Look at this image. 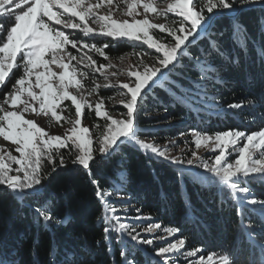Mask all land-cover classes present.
Returning a JSON list of instances; mask_svg holds the SVG:
<instances>
[{
	"label": "snow or ice",
	"instance_id": "obj_1",
	"mask_svg": "<svg viewBox=\"0 0 264 264\" xmlns=\"http://www.w3.org/2000/svg\"><path fill=\"white\" fill-rule=\"evenodd\" d=\"M121 2L126 5L122 14L131 17V22L113 18ZM115 4L116 7H113L114 0H96L95 3L91 0H0V137L11 141L14 151L19 154L13 155L11 151L0 154V188L18 201L40 197L51 172H56L57 167H67L66 160L91 175L90 164L97 159L95 153L105 158L121 144L128 143L145 154L181 167L183 171L189 170L184 168L185 164L203 169L209 183H218L229 190L231 198L238 202V215H243L245 204H264V200L249 198L251 189L248 186L253 181L264 183V127L251 132L230 128L214 134L192 129L196 149L205 147L216 154L204 159L192 151L191 158L183 159L170 156L168 146L161 147L155 140L142 139L138 123L142 106L153 93L154 86L166 79V74L172 73L185 55V49L198 35L208 33L216 15L225 12L234 14L238 7L254 4L264 7V0H170L163 8L157 6L154 0H115ZM101 8H106L107 12L101 14ZM141 8L142 12L139 11ZM150 13L165 18L172 13L179 19L171 23H154L149 18ZM137 16L143 18L137 19ZM90 21L98 27L90 26ZM69 29L87 38L126 39L134 48L146 45L154 52L134 51L138 63L129 65L126 73L107 72L106 69L115 65L98 63L93 54L109 60L105 49L111 46V41L100 45L90 43L79 35L65 31ZM154 29L166 34V38H154L150 34ZM69 45L79 56L68 50ZM212 47H215L214 43ZM207 55L206 51L204 56ZM204 56H191L192 66L185 69L195 71L199 67L197 76L200 79L193 82L194 87L210 82L209 73L215 72ZM145 57H151L152 63L146 62ZM52 66L59 71L53 70ZM84 69L93 74L99 73L105 81L101 85L93 78L94 87L87 90V96L101 87H119L122 90L120 95L124 97L119 103L126 112L116 117L102 111L103 98L94 106L87 100L83 81L89 78V72ZM124 74L128 78L126 81L111 82L110 77ZM168 87L174 103L191 104L201 95L207 96L206 92H198L193 97L191 89H183L175 80L169 81ZM259 99L264 101V96ZM64 101L74 105V119L60 114L64 111L61 107ZM256 102L249 99L247 104L241 101L227 107L242 109ZM85 107L94 108L96 117L105 121L104 131L97 137V147H93L89 127L81 126L84 117L82 109ZM143 111L145 116L149 115L146 108ZM164 111L167 112L166 107ZM28 113L32 117L54 118L57 125L62 127L66 122L70 127L62 134H52L35 118L27 117ZM170 144L176 146V141H170ZM61 150H67V157ZM233 153L235 158L230 159ZM46 165L51 166L50 172L45 171ZM91 183L96 186L97 198L102 201L105 210L112 213L111 217L103 218L104 222L115 221L112 227L103 228L105 239H110L113 231L118 235L126 234L132 242L142 245L151 246L155 239H163L141 238V231L153 233L161 228V223H151V215H139V208L134 219L149 221L147 226L138 231L137 226L121 222L118 209L106 199L112 193L103 190L96 179H92ZM46 203V200L42 201L33 211L38 219L51 222L53 216L44 206ZM128 210L127 206L123 208L125 212ZM163 231L168 237H174L181 229L168 226ZM186 242V237L181 236L166 246L156 248L155 256L160 258L158 264H177L171 259L172 255L185 256L188 258L186 264H232L227 255L218 259L215 253L205 256L201 247L186 248ZM119 255L123 264H135L134 260L128 259L125 251L121 250ZM0 264H5V261L0 260Z\"/></svg>",
	"mask_w": 264,
	"mask_h": 264
},
{
	"label": "trees",
	"instance_id": "obj_2",
	"mask_svg": "<svg viewBox=\"0 0 264 264\" xmlns=\"http://www.w3.org/2000/svg\"><path fill=\"white\" fill-rule=\"evenodd\" d=\"M98 45L111 41L105 52L111 57L141 50L125 40L112 41L107 37L88 38ZM215 47H212V44ZM216 49H219L217 51ZM209 55L204 56L205 52ZM204 56L214 73L210 82H202L192 66L190 57ZM18 75V74H16ZM175 80L183 89H191V96L206 92L193 103H174L168 82ZM103 95L110 90H101ZM264 7L254 4L238 7L233 13L215 16L208 33H201L185 49V55L173 69L154 86L138 116L140 136L160 138L191 134V130L214 134L227 129L247 132L264 127ZM249 99L257 101L242 109L227 105ZM167 108V112L164 108ZM148 110L145 116L143 109ZM90 124H95L94 113L85 112ZM67 157V150H61ZM90 164L91 175L66 160L67 167L51 172L40 197L18 201L0 188V260L5 264H123L119 252L125 251L135 264H158L155 243L136 244L126 234L111 233L105 239L104 227L115 221L104 222L112 213L105 210L97 198L96 179L103 190L112 193L106 199L118 209L117 215L128 207L129 216L153 218L151 223L161 227L175 226L177 234L186 237V247H201L205 255H227L241 264H260L264 260V204L243 206L238 215V202L229 190L218 183H209L204 172L193 168L183 171L162 158L145 154L133 144H121L105 158ZM46 165L45 171L50 172ZM251 197L264 200V183L250 182ZM52 214L51 222L38 219L34 208L42 201ZM63 221L58 223L57 221ZM123 219L121 222H125ZM149 221H139L146 224ZM140 231V229H137ZM141 232V238H148ZM149 239V238H148ZM122 241V242H121Z\"/></svg>",
	"mask_w": 264,
	"mask_h": 264
},
{
	"label": "rangeland",
	"instance_id": "obj_3",
	"mask_svg": "<svg viewBox=\"0 0 264 264\" xmlns=\"http://www.w3.org/2000/svg\"><path fill=\"white\" fill-rule=\"evenodd\" d=\"M91 2L95 3L96 0H91ZM145 2H146V0H145ZM168 2H170V0H154V3L161 8L165 7ZM113 7H116L115 0H114ZM125 7H126V5L123 2H121L119 4V9L114 13L113 18L118 19V20L128 19L131 22V19H132L131 17H126L122 14V10ZM99 11L101 14H105L107 12V9L101 8ZM139 11L142 12L143 11L142 8L139 9ZM148 15H149L150 20L154 23H171L173 20L179 19L178 17H176L172 13H169L167 18L162 17V16H157L154 13H150ZM136 18L142 19L143 17L137 16ZM89 23H90V26H92V27H98V25L91 24V21ZM57 27H60V26H57ZM65 31L73 33V35H79L84 40H87L88 42H90V40H88L87 37H82V33L74 32V30H70V29L65 30ZM150 34H152L154 36V38H157V39L162 40V39L166 38V34L160 33L158 29L151 30ZM98 37L101 38V36H98ZM144 46L145 47L142 48L141 50H134V51H147L149 53L154 52V50L148 49L146 45H144ZM68 50L71 51L73 54L79 56V53H77L76 50L71 49L70 45L68 46ZM134 51L124 53L118 57H111L110 55H108L109 60H104L102 57L96 56L95 54H93V58L96 59L98 63L108 64L110 62L111 64L115 65V67H113V68L106 69L105 71H107V72L115 71L117 73H120L121 71H124L126 73V70L128 69L129 65L138 63L136 56L133 55ZM145 60L148 63H152L151 57H145ZM73 63H75V61H73ZM52 67H53V70L59 71V69H57L56 66H52ZM84 71L89 72V78L87 80L83 81V83L85 84V88H86V91L84 94L87 97V100L93 106L101 98H103L104 104L102 107V111H107L110 115H113L116 117H119L122 113L126 112V109L123 107V105H121L119 103V101L122 98H124L120 95V92L122 90L119 89V87H116V88H103V87H101L100 89H98V91L96 93L92 94L91 96H87V90L94 87V84H92L93 78L95 79L96 83H99L101 85L104 84L105 81L99 73L93 74L88 69H84ZM16 74L19 75L18 72ZM127 79L128 78H127L126 74L118 75L116 77H110V80L113 83H115L117 80L126 81ZM9 87H10V85H9ZM103 89L110 90V94L103 95L101 93V90H103ZM72 91H74V90H72ZM61 107L64 108V111H62L60 113L62 116H68L72 119L75 118V107H74V105L71 104L70 101H64L63 104L61 105ZM86 111H88L89 113H94V115H95L94 108L92 110L88 109L87 107L82 109V112L84 113V117H82L81 126L89 127V130H90V133H91L92 139H93V147H97L98 146L97 137H99L102 134V132L104 131L105 121L103 118H97L95 115V117L97 118L96 123L90 124V122L86 119V116H85ZM26 116L32 117V114L28 113V114H26ZM32 118H35L40 126L45 127V129L48 130L52 134H62L65 130H67L68 127H70V125L66 122L63 123L62 127L57 125L54 118H52V119H49L47 117H32ZM141 138L147 139L149 141L155 140V142L158 144V146H161V147L168 146L169 147V155L172 157L183 158V159L191 158V152L192 151H196L198 153V155L203 157L204 159H209L211 156L216 154V153H213L212 151H210L209 148L201 147L200 149H196L195 144H194L195 137L192 136V134H185L184 136L180 135L177 137H170L166 140H161L160 138H147V137H144V138L141 137ZM173 140L176 141V146H173L170 144V141H173ZM5 151H11L13 155H17V156L19 155L18 153H16L14 151V145H12L11 141H5L2 137H0V154H3V152H5ZM234 158H235V153L232 154L230 159H234ZM184 166L193 168L196 171L204 172L203 169L198 168V167L188 166L186 164ZM13 167H16V165H13ZM251 195H250V197H251ZM118 215L120 217H122L123 219H129V220H125V222H123V223L132 224L133 226H137V229H140V230L143 227L147 226V224L149 223V222H147L146 224H139L138 222L142 221V220H136V219H134L135 217L129 216V214H127L126 212H121ZM142 233H144V232H142ZM146 234L149 235L148 236L149 239H153L156 237H163V239H155L154 240L155 243H159V245H155L156 248L166 246L167 243L174 242L175 239L178 238L177 235L174 237H168L167 234L163 231V227H161L160 229H157L153 233H146ZM216 258L218 259L219 256L216 255ZM171 259L173 261H176L177 264H186V260L188 258H186L185 256L177 257L176 255H172ZM230 261H232V260L230 259ZM232 264H241V263H236V262L232 261ZM260 264H264V260Z\"/></svg>",
	"mask_w": 264,
	"mask_h": 264
}]
</instances>
